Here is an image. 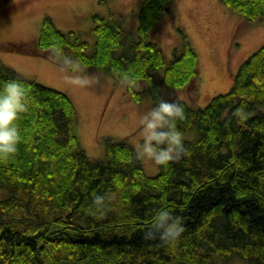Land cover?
Masks as SVG:
<instances>
[{"label": "trees", "instance_id": "trees-1", "mask_svg": "<svg viewBox=\"0 0 264 264\" xmlns=\"http://www.w3.org/2000/svg\"><path fill=\"white\" fill-rule=\"evenodd\" d=\"M104 3L105 0H99ZM250 23L264 22V0H221ZM173 0H140L138 38L125 40L124 17L95 13L94 47L81 33L62 31L46 16L32 53L55 48L86 69L107 68L115 79L144 83L152 105L161 83L183 89L198 79V53L187 33L171 60L149 38ZM16 48L15 45L11 46ZM21 81L28 108L20 114L17 152L0 160V264H264V45L239 66L226 93L203 107L178 100L177 127L186 155L148 175L125 139L104 141L91 160L76 133L78 111L63 91L23 77L0 61V85ZM126 90L135 102L142 92ZM192 87V85H191ZM109 195L104 215L92 200ZM182 218L173 244L145 239L155 211Z\"/></svg>", "mask_w": 264, "mask_h": 264}, {"label": "rangeland", "instance_id": "rangeland-1", "mask_svg": "<svg viewBox=\"0 0 264 264\" xmlns=\"http://www.w3.org/2000/svg\"><path fill=\"white\" fill-rule=\"evenodd\" d=\"M139 7L140 0H0V61L23 77L63 91L72 99L78 111L76 133L91 160L104 158L106 139H125L137 149L144 136L141 117L153 106L147 86L141 83L136 87L142 99L135 102L124 80L115 79L107 68H93L87 71L98 72L99 86L74 88L56 61L32 53V42L43 19L50 16L62 31L81 33L92 51L93 15L113 13L116 18H125L129 44L138 38ZM181 31L188 34L198 53V79L186 88L172 89L161 83L162 71L154 75L163 99L186 101L194 107H203L212 97L228 92L242 62L264 45V22L250 23L221 0H173L149 38L171 60L174 48L181 44ZM258 109L264 110V105ZM139 162L148 175L158 173L159 166L151 160ZM8 195L7 189L0 188V199ZM235 263L248 264L239 258Z\"/></svg>", "mask_w": 264, "mask_h": 264}, {"label": "clouds", "instance_id": "clouds-1", "mask_svg": "<svg viewBox=\"0 0 264 264\" xmlns=\"http://www.w3.org/2000/svg\"><path fill=\"white\" fill-rule=\"evenodd\" d=\"M51 58L61 66L64 79L74 88L87 90L100 84L98 72L89 74L78 59L66 55L61 48L53 49ZM124 83L136 87L134 79L124 78ZM28 108L27 91L18 80H8L0 85V160H7L18 150L21 135L17 126L20 114ZM185 120V109L181 103L159 99L141 117L143 140L136 149L138 159H147L158 166H169L186 155L184 138L177 124ZM109 195H96L92 200L94 214L103 216ZM185 231L182 218L174 216L165 208L155 211L145 239H159L162 243H175Z\"/></svg>", "mask_w": 264, "mask_h": 264}]
</instances>
